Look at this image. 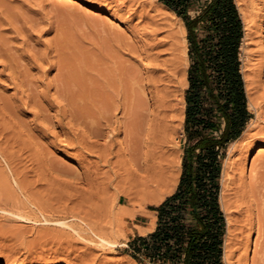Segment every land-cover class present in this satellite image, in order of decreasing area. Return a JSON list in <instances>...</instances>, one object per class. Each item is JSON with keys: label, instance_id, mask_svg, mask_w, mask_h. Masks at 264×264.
<instances>
[{"label": "rangeland", "instance_id": "rangeland-1", "mask_svg": "<svg viewBox=\"0 0 264 264\" xmlns=\"http://www.w3.org/2000/svg\"><path fill=\"white\" fill-rule=\"evenodd\" d=\"M240 2L244 7L249 4L250 0H240ZM236 4L238 8L237 1ZM100 6L102 4L94 0H0V172H2L0 185L6 189L5 192L0 187V194L3 195L0 196V201H2L0 202V264H75L77 262V264H152L141 255H136L138 259H134L131 255L132 249L128 248L127 243L136 236H144L154 230L157 217L156 211L152 208L175 190L179 180L183 153L185 109V100L183 102L182 98L184 99V92L187 87L184 78L188 67L183 60L185 59L183 49L185 50L186 29L179 35L178 42L180 43L177 44V51L171 49L168 44L164 45L165 47L162 45L165 49L163 51L161 46H159L161 49L155 46L157 38L148 37L141 26L134 23L136 20L130 22L131 20L125 16L122 17L121 12L114 11V8L112 10V8L107 7L99 8ZM246 7L244 9L250 17L252 15L251 8ZM251 18H249V24L252 27L249 25V31L250 28L252 30L248 31L251 35L248 33V36L243 38L241 45V71L243 74V69H246L245 72L252 91L251 95L255 98L254 101L259 104V102L262 103L260 93L264 89V57H259L261 54L258 52L264 49L262 48L264 47V32H261L262 30L258 26L252 25L254 22ZM256 23H259L258 20ZM172 59L175 62H180L177 63L178 68L172 69L173 67H170L171 62H173ZM121 73L124 75L127 73L130 77L134 73L137 74H135L136 76H140L141 78H139L142 79L140 84L143 89L145 88L144 92L147 99L151 96L150 91L153 85H156L155 82L157 81L154 78L157 74V77H162L159 82L160 87L161 85L163 87L166 81L168 84L169 75L173 77V80L170 77V82L172 81L170 87H175V96L172 100V110L175 109V111L172 113L177 115V118L175 119L174 116L175 120H173L177 131L174 136V149L172 147L168 150V157L171 158L168 169L172 173L168 171L166 177L169 179V175L173 174L171 178L174 179L175 185L166 193H162L166 191L164 184L167 180H164L158 181V193L153 190L154 192L147 193L149 196L146 195V197L135 196V199L131 195L132 198L119 199L120 197L117 196L119 194L118 187L120 189L125 184L123 174L125 175L126 155L124 152L119 156L113 154L110 159L111 165L105 164L103 159L97 156L98 153H101L100 146L104 143V136H97L98 138H96L92 133H88V128L86 129L90 125L87 124L88 118L96 116V107H94L95 103L91 98V90L94 93L95 87L102 83V78L107 77L105 75L109 74L111 77H116ZM109 75L108 77H110ZM258 76H262L261 79H258ZM68 91L70 92L68 93ZM79 93L82 94V97L78 95ZM26 95L29 98L34 97L28 98V100ZM71 97L78 100L76 106L84 109V112L80 109L79 113L77 112L78 108L73 107L70 102ZM247 109L251 116L240 135L242 137V142H239L241 145L238 142L235 145L234 141L228 144L222 160V171L228 160H232L229 170L233 167L229 172L228 179L226 178L227 184L225 182L226 187L222 200L219 193V202L225 215L226 225L227 218L232 219L231 231L229 232L231 234L229 235L226 229L224 236V264L227 260L230 264H244L242 259L244 255L245 257L247 255L246 264L258 262L261 264L259 261L262 255L261 247L259 245L255 247L256 234L252 233L247 251L241 249L239 240L241 233L238 227H240V220L245 218V212L237 210L243 199L238 197V200L236 197V190L240 182L236 179V169L242 162L243 180H250V173H254L252 169L258 168V165L261 164L260 160H262L261 155L264 154V139H258L257 136L253 135L255 131L264 127V119L257 117L255 109L248 104V98ZM44 110L49 113L43 115L46 114ZM71 111L75 113L74 116L77 115V124L76 117L70 116ZM117 116L119 117L120 114ZM253 121H257L256 126L248 129V125ZM57 123L60 127L56 125ZM60 123H63V126ZM28 130L30 131L28 132ZM68 131H70L69 138H73L70 139V142L66 134ZM17 133L21 134V137ZM50 133L53 135H49ZM83 133L85 134L83 135ZM123 136V132L116 134L113 152L116 149H123L126 145ZM12 137L13 139H11ZM21 139L25 140L21 141ZM83 140L84 142H81ZM27 141L30 143L28 144ZM143 143L142 145L145 147H141L146 149L147 143L144 140ZM82 145H85L86 148ZM170 151L172 152L170 153ZM132 163L133 161H128L126 164ZM120 168L121 170H119ZM107 171H110L107 176L111 177H105ZM113 172H117L116 175ZM112 173L115 177L117 176V179L112 176ZM82 175H87L93 183L91 185L87 183L88 180H84ZM106 178L112 181L111 184L114 185H110L106 191H101ZM20 182L21 186L19 185ZM116 183L119 185L117 186ZM127 184L123 188L127 187ZM91 191L96 192L91 195ZM152 197H158V201L151 202ZM123 210L125 213H122ZM127 210L130 213H128L129 211L126 212ZM22 211L26 212L25 217H20ZM153 219H155V224L152 228L138 235L137 232L140 227L137 224H141L143 227H151L150 222ZM93 223L102 224L108 228L119 241V245L112 247V249L94 248L95 260H92V254H88L89 251L85 248L87 245L95 246V244L77 236L79 231L77 224L86 229L88 224L92 226ZM227 234L230 238L228 237V245L225 250ZM243 251L246 254L243 255ZM225 252L227 257H225Z\"/></svg>", "mask_w": 264, "mask_h": 264}, {"label": "trees", "instance_id": "trees-1", "mask_svg": "<svg viewBox=\"0 0 264 264\" xmlns=\"http://www.w3.org/2000/svg\"><path fill=\"white\" fill-rule=\"evenodd\" d=\"M158 1L186 29L181 172L175 190L152 208L154 230L127 246L152 264H224L222 160L251 116L241 71L244 25L235 0Z\"/></svg>", "mask_w": 264, "mask_h": 264}, {"label": "bare ground", "instance_id": "bare-ground-1", "mask_svg": "<svg viewBox=\"0 0 264 264\" xmlns=\"http://www.w3.org/2000/svg\"><path fill=\"white\" fill-rule=\"evenodd\" d=\"M95 2L102 4V6H100L99 8H114V11L117 12H121L122 17L125 16L126 18H128L129 20H131L130 22H132V20H136V22H134L135 24H137V26H141L142 30H144V33L148 35V37L152 38V39H156V44L155 46L159 48V46L162 47V45H166L168 44V46L173 49L176 50L178 48V40H179V35L180 33H182V31H185V27L183 24V21L180 17L176 16V14L169 9L168 7H166L164 4L160 3L158 0H94ZM238 3V8L240 10L243 22H244V27H245V34H244V39L248 36V33L252 30L250 28L249 31V18H251V16H253L251 18L252 22H254L252 25L258 26L259 29H261V32H264V0H250L248 5H245L244 7H242L243 5H241L240 0H236ZM246 6H248L249 8H251L252 15L250 13V17H248V13H246L245 9L247 8ZM245 8V9H244ZM250 10V9H249ZM248 12V11H247ZM250 20V21H251ZM258 20L259 23H256V21ZM258 24V25H256ZM251 26V25H250ZM136 27V25H135ZM252 27V26H251ZM254 27V26H253ZM134 28V27H133ZM257 28V27H256ZM137 29V28H136ZM254 29V28H253ZM258 29V32H259ZM139 30V29H137ZM141 30V29H140ZM141 30V32H142ZM249 31V32H248ZM143 34V33H142ZM249 35H251V33H249ZM260 35V34H259ZM146 36V35H145ZM160 36V37H159ZM154 41V40H153ZM154 41V42H155ZM183 41V40H182ZM153 43V42H152ZM178 44V45H177ZM184 45H185V50L183 49L184 55H185V64L186 67L188 65V58H187V43H186V38L184 37ZM149 46V45H147ZM181 46V45H180ZM150 47V46H149ZM155 47V48H156ZM165 47V46H164ZM162 47V49L164 48ZM168 47V48H169ZM169 48V49H170ZM264 48V47H262ZM161 49V48H159ZM170 49V50H171ZM165 49H163L164 51ZM178 50V49H177ZM176 50V51H177ZM157 51V50H156ZM159 51V50H158ZM175 52V51H174ZM160 53V52H159ZM164 53V52H163ZM169 53V52H168ZM261 54V56L259 57H264V49H262L260 52H258ZM177 58L178 55L177 53H175ZM158 55V52H157ZM175 56V57H176ZM181 56V55H180ZM168 59V58H167ZM179 59V58H178ZM169 60V59H168ZM173 60V59H172ZM171 60V61H172ZM181 60V59H180ZM156 61V60H155ZM170 61V60H169ZM179 61L175 62V60H173V62H171V68L175 69L177 67V63ZM183 62V61H182ZM165 63V62H163ZM168 63V62H167ZM180 63V62H179ZM169 64V63H168ZM181 65V64H180ZM162 66V65H161ZM166 66V65H165ZM179 66V65H178ZM159 67V66H158ZM178 68V67H177ZM181 68V67H180ZM158 69V68H157ZM156 69V70H157ZM184 69V68H183ZM155 70V71H156ZM169 70V69H168ZM246 69H243V78L245 81V88H246V94H247V98H248V104L249 106H252L256 113H257V117L258 118H262L264 119V89H262L261 93H260V97L262 99V103L259 102V104H257V102H255V98L253 97V95H251L252 91L250 90V81L247 79V74L245 72ZM158 71V70H157ZM161 71V70H160ZM182 71V70H181ZM174 72V71H173ZM184 72V71H183ZM166 73V72H165ZM170 73V71H169ZM172 73V71H171ZM127 75V73H125ZM136 73L131 74L130 76H126L124 74H120V75H116V77H111L109 74L105 75L107 77H103L102 78V83H100L98 86L95 87V90L93 91L94 93H92L91 90V98L94 101V107H96V116L90 118H88V123L90 124L88 127H86V129L88 128V133H92L93 135H95L96 138H98L97 136H104V143L102 144V146H100V152L98 153L97 156L99 158H102L105 164L109 165L111 162V157L113 156V154L119 156L121 155V153L124 152L125 159H126V163H128V161H133L132 164H126L124 166V172L125 175L123 174L124 177V182L125 184H127V187L123 188L124 185L121 187L122 190L119 189V194L117 195L118 197H120L119 199H128V198H132L135 196H145L148 195L147 193L150 194V192H152L153 190H155V192L158 193V181L162 182L164 180H167L166 183H160V184H164L166 191L161 192L162 193H166L167 191H169L174 185H175V181L174 179L171 178L170 174V169H168V166L170 164V160L171 158H169V153L168 150L172 149V147L175 145L174 143V136L176 134L177 128H176V124L174 125L173 120H175L177 117V115H173L172 111V100L173 97L175 96V87H170V77L172 76H168L167 80H168V84L167 81L165 84H163L164 86L160 87L159 82L162 80V77H157L155 76L154 80H156L157 82L156 85H153L152 90L150 91L151 96L149 99L146 98L145 96V88H142V85L140 84L142 79H140L138 76L135 75ZM164 74V72H163ZM184 74V73H183ZM260 74V73H259ZM108 75L110 77H108ZM113 76V75H112ZM260 77L262 76H258V79H261ZM182 78V77H181ZM141 80V81H140ZM173 80V77H172ZM249 83H248V81ZM153 81V80H152ZM184 82L185 85H187V79L186 76L184 78ZM179 83V81H178ZM172 84V83H171ZM175 84V83H174ZM151 85V84H150ZM177 85V84H176ZM62 86V85H60ZM174 86V85H173ZM63 87V86H62ZM77 88V87H76ZM94 88V87H93ZM59 89V88H58ZM79 89V88H77ZM36 90V89H35ZM82 90V89H80ZM79 90V91H80ZM49 91V90H48ZM56 91V90H55ZM58 92V91H56ZM70 91H68L69 93ZM74 93V91H72ZM71 92V93H72ZM86 92V91H84ZM177 92V90H176ZM72 93V94H73ZM77 93V92H76ZM83 94V92H81ZM63 94V93H62ZM82 94H78L80 97H82ZM53 95V94H52ZM77 95V96H78ZM87 95V94H86ZM177 95V94H176ZM27 96V95H26ZM30 96V95H29ZM34 97V96H31ZM30 97V98H31ZM45 97V96H44ZM59 97V96H58ZM61 97V96H60ZM79 97V98H80ZM85 97V96H84ZM178 97V96H177ZM181 97V96H180ZM29 97L27 96V99ZM29 98V99H30ZM182 98V97H181ZM28 99V100H29ZM43 99V98H42ZM71 103L73 105V107L78 108L76 105L78 103H76L78 100L76 98L71 97ZM82 99V98H81ZM86 99V98H83ZM90 99V98H89ZM37 100V98H36ZM35 100V101H36ZM41 100V99H40ZM55 100V98H54ZM62 100V99H61ZM67 100V99H66ZM69 100V99H68ZM67 100V101H68ZM91 100V101H92ZM178 100V98H177ZM183 102L184 99L182 98ZM26 101V100H25ZM34 101V100H33ZM86 101V100H85ZM30 102V101H29ZM40 102V101H39ZM54 102V101H53ZM57 102V101H56ZM182 102V101H181ZM26 103V102H25ZM48 103V102H47ZM66 103V102H65ZM68 103V102H67ZM177 103V102H176ZM38 104V103H37ZM43 104V103H42ZM61 104V103H60ZM35 105V104H34ZM71 105V104H70ZM71 105V106H72ZM42 106V105H41ZM44 106V105H43ZM54 106V105H53ZM68 106V105H67ZM80 106V105H78ZM174 106V105H173ZM13 107V106H12ZM176 107V106H175ZM53 108V107H52ZM59 108V107H58ZM72 108V107H71ZM178 109V107H176ZM8 109H10L8 107ZM13 109V108H12ZM11 109V112H12ZM61 109V108H60ZM59 109V110H60ZM78 108L77 112L79 113L80 109ZM87 109V108H86ZM7 110V109H6ZM67 110V109H66ZM73 110V109H72ZM75 110V111H76ZM84 110V109H83ZM82 110V111H83ZM9 111V110H8ZM41 111V110H40ZM48 111V110H47ZM63 111V109H62ZM92 111V110H91ZM90 111V112H91ZM5 112V111H4ZM44 112H46L44 110ZM42 112V113H44ZM60 112V111H59ZM64 112V111H63ZM72 112V111H71ZM76 112V113H77ZM84 112V111H83ZM82 114H85L83 113ZM44 113L43 115H47ZM93 113V112H92ZM41 114V113H40ZM57 114V113H56ZM62 114V113H61ZM65 114V112H64ZM74 112L71 113L70 116H74ZM117 114L120 116L118 117ZM67 115V114H66ZM10 116V115H9ZM63 116V114L61 115ZM77 116V115H76ZM74 116V117H76ZM80 116V115H78ZM175 116V119H174ZM43 117V116H42ZM45 117V116H44ZM47 117V116H46ZM65 117V116H64ZM69 117V116H68ZM73 117V118H74ZM47 119V118H46ZM72 119V118H71ZM78 118H75V121ZM83 119V118H82ZM257 119V118H256ZM260 119V120H262ZM14 120V119H13ZM70 120V119H69ZM68 120V121H69ZM74 120V119H73ZM80 120V119H79ZM259 120V121H260ZM8 121V120H7ZM71 121V120H70ZM86 121V120H85ZM43 122V121H42ZM62 122V119H61ZM73 122V121H72ZM82 122H84L82 120ZM261 122V121H260ZM13 123V122H12ZM17 123V122H16ZM51 123V122H50ZM80 123V122H79ZM86 123V122H85ZM41 124V123H40ZM44 124V123H43ZM63 124V123H62ZM60 123V125H62ZM69 124V122H68ZM71 124V123H70ZM74 124V123H73ZM77 124V121H76ZM255 124H257V121H253V123H250L248 125V129L252 128ZM259 124V123H258ZM2 125V124H1ZM14 125V124H13ZM56 125L59 126V124L57 123ZM67 125V124H66ZM86 125V124H85ZM10 126V125H9ZM12 126V125H11ZM10 126V127H11ZM63 126V125H62ZM87 126V125H86ZM256 126V125H255ZM14 127V126H13ZM17 127V126H16ZM37 127V126H36ZM44 127V126H43ZM60 127V126H59ZM68 127V126H67ZM75 127V126H74ZM85 127V126H84ZM1 128V127H0ZM82 128V127H81ZM254 128V127H253ZM8 129V128H7ZM18 129V128H17ZM60 129V128H59ZM247 129V130H248ZM259 129V128H258ZM21 130V129H20ZM42 130V129H41ZM65 130V128H64ZM73 130V129H72ZM10 131V129H9ZM30 130H28L29 132ZM60 131V130H59ZM66 131V130H65ZM87 131V130H86ZM85 131V132H86ZM27 132V131H26ZM70 131H68V133H66L67 135L69 134ZM74 132V131H73ZM123 132L124 136H123V140L126 142V145L124 146L123 149H116V151L113 152V148L115 145V136L116 134ZM15 133V132H14ZM20 133V131H19ZM17 133V134H19ZM60 133V132H59ZM63 133V132H61ZM72 133V132H71ZM87 133V132H86ZM6 134V133H5ZM12 134V133H10ZM30 134V133H28ZM55 134V133H54ZM65 134V133H63ZM65 134V135H66ZM82 134V133H81ZM85 133H83L84 135ZM2 135V134H1ZM14 135V134H13ZM21 134H19L20 136ZM31 135V134H30ZM51 135V133L49 134ZM53 135V134H52ZM51 135V136H52ZM57 135V134H56ZM82 135V137H83ZM90 135V134H89ZM88 135V136H89ZM255 136H257L258 139H264V127H261L259 130L255 131L254 134ZM16 136V135H14ZM24 136V135H23ZM36 136V135H35ZM87 136V137H88ZM252 136V135H251ZM3 137V136H2ZM11 137V136H10ZM21 137V136H20ZM32 137L33 134H32ZM38 137V136H37ZM46 137V136H45ZM66 137V136H65ZM68 140L70 142L69 135L67 136ZM74 137V136H73ZM86 137V136H85ZM5 138V137H4ZM8 138V137H7ZM6 138V139H7ZM23 138V137H22ZM27 138V137H26ZM55 138V137H54ZM58 138V137H56ZM103 138V137H102ZM241 136H239L236 140H234V144L236 145V142H238V144H240L239 142L241 141ZM13 139V137L11 138ZM17 139V138H16ZM15 139V140H16ZM34 139V138H33ZM60 139V138H59ZM57 139V141L63 140V139ZM66 139V138H65ZM73 139V138H72ZM75 139V138H74ZM92 139V138H91ZM23 139H21L22 141ZM25 140V139H24ZM23 140V141H24ZM30 140V139H29ZM38 140V139H37ZM67 140V143H68ZM86 140V139H85ZM89 140V139H88ZM98 140V139H97ZM143 140L147 143L146 145V149L142 148L145 147V145L143 146ZM176 140V138H175ZM7 141V140H6ZM244 141V140H243ZM11 142V141H10ZM13 142V141H12ZM18 142V140H17ZM16 142V143H17ZM65 142V141H64ZM81 142H84L81 141ZM80 142V143H81ZM93 142V141H92ZM95 142V141H94ZM3 143V142H2ZM15 143V142H14ZM22 143V142H20ZM28 143V141H27ZM30 143V141H29ZM28 143V144H29ZM74 143V142H73ZM85 143H87V141H85ZM84 143V144H85ZM11 144V143H10ZM83 144V143H82ZM141 144V145H140ZM144 144V143H143ZM95 145V144H94ZM93 145V146H94ZM100 145V144H99ZM234 145V146H235ZM241 145V144H240ZM7 146V145H6ZM10 146V145H9ZM8 146V147H9ZM80 146V145H79ZM84 148L85 145H82ZM97 146V145H96ZM142 146V147H141ZM239 146V145H238ZM245 146V145H244ZM18 147V146H17ZM98 147V146H97ZM119 147V146H118ZM5 148V147H4ZM21 148V147H19ZM25 148V147H24ZM29 148V147H28ZM77 148V147H76ZM237 148V147H236ZM242 148V147H241ZM93 149V148H92ZM142 149V150H141ZM143 149H145L143 151ZM174 149V147H173ZM2 150V148H1ZM17 149H15L16 151ZM23 150V149H22ZM25 150V149H24ZM29 150V149H28ZM86 150V149H85ZM88 150V149H87ZM3 151V150H2ZM27 151V150H26ZM91 151V150H90ZM99 151V150H98ZM142 151V152H141ZM173 151V150H172ZM170 151V153L172 152ZM17 152V151H16ZM15 152V153H16ZM92 152V151H91ZM2 153V152H1ZM7 153V152H6ZM5 154V153H4ZM91 154V153H90ZM2 155V154H1ZM6 155V154H5ZM12 155V154H10ZM96 155V154H95ZM4 157V155H2ZM18 156V154H17ZM116 156V157H117ZM10 158L12 156H9ZM18 158V157H17ZM120 158V157H119ZM6 159V157H5ZM8 159V157H7ZM124 159V158H122ZM261 164H257L258 168H253L252 171L254 172L253 174L250 173V180H243V176H244V171H243V167L242 162H240L238 169H236V175L237 178L240 182H239V186L238 189L236 190V194H237V199L239 197V199H243L242 203H238L239 206L237 208L238 211L243 210L245 212V218L243 219H239L241 221L240 223V227H238L240 230L239 233L241 239L240 240V246L241 249H244V251H247L248 247H249V241L250 238L252 236V233L256 234V238H255V247H257L258 245L261 247V252L262 255L259 258L261 264H264V154L261 155ZM121 160V159H120ZM8 161V160H7ZM6 161V162H7ZM12 161V160H11ZM123 161V160H122ZM13 162V161H12ZM11 162V164H12ZM113 163V162H112ZM118 163V161H117ZM121 163V161H120ZM17 164V163H15ZM230 164L232 165V160H228L225 164H224V168L222 171V186H221V192H220V198L221 200L224 197V188L226 187V180L229 177V172L230 170L233 168H231L229 170ZM111 165V164H110ZM16 166V165H15ZM121 166V165H120ZM119 166V167H120ZM97 167V166H95ZM112 167V166H111ZM115 167V166H114ZM173 167V166H172ZM171 167V168H172ZM11 168V167H10ZM16 168V167H15ZM18 168V167H17ZM99 168V167H98ZM170 168V167H169ZM85 169V168H84ZM95 169V168H94ZM93 169V171H94ZM107 169V168H106ZM112 170V168H110ZM116 169V168H115ZM13 170V169H12ZM17 170V169H16ZM86 170V169H85ZM98 170V169H97ZM121 170V168L119 169ZM238 170V171H237ZM15 171V170H14ZM18 171V170H17ZM22 171V170H21ZM100 171V170H98ZM104 171V170H103ZM114 171V170H113ZM169 172V176L170 178L167 179V173ZM82 172V171H81ZM87 172V171H86ZM89 172V171H88ZM101 172V171H100ZM110 172V171H109ZM108 171L105 172V177L107 176V173H109ZM119 172V171H118ZM2 172H0L1 174ZM15 173V172H14ZM104 173V172H102ZM114 173V172H113ZM112 176H114V174L116 175V173L113 174ZM172 173V172H171ZM82 174V173H81ZM84 174V173H83ZM7 175V174H6ZM17 175V174H15ZM22 175V173H21ZM91 175V174H90ZM89 175V176H90ZM104 175V174H103ZM2 176V175H1ZM83 176V175H82ZM120 176V175H119ZM122 176V175H121ZM4 177V176H3ZM2 177V178H3ZM16 177V176H14ZM24 177V176H23ZM94 177V176H93ZM96 177V176H95ZM107 177H111V176H107ZM175 177V176H174ZM80 178V176H79ZM114 178L117 179V176ZM227 178V179H226ZM16 179V178H15ZM21 179V177H20ZM84 180H88L87 183H90V185L93 183L92 179L89 178L87 175L83 176ZM22 180V179H21ZM95 180V179H94ZM24 181V180H23ZM96 181V180H95ZM2 182V181H1ZM17 182V181H16ZM86 182V181H85ZM97 182V181H96ZM226 182V184H225ZM4 183V182H3ZM95 183V182H94ZM104 186L102 187L101 191H106V189L110 186V185H114L111 184L113 183L112 181L108 180L106 178V181H104ZM118 183V182H117ZM116 183V185H117ZM2 184V183H1ZM18 184V182H17ZM23 184V183H22ZM123 184V183H122ZM5 185V184H4ZM8 185V184H7ZM21 186V182L19 184ZM26 185V183H25ZM95 185V184H93ZM97 185V184H96ZM100 185V182H99ZM119 185V184H118ZM117 185V186H118ZM121 185V184H120ZM3 186V184H2ZM29 186V185H28ZM126 186V185H125ZM1 187V185H0ZM8 187V186H7ZM26 187V186H25ZM24 187V188H25ZM163 187V186H162ZM2 188V187H1ZM21 188V187H20ZM23 188V190H24ZM28 188V187H27ZM4 189V191L6 192L5 188H2V190ZM31 189V188H30ZM99 189V188H98ZM163 189V188H162ZM10 190V189H9ZM13 190V189H12ZM28 190V189H27ZM93 190V189H92ZM115 190V189H114ZM117 190V189H116ZM1 191V190H0ZM21 191V190H20ZM10 192V191H9ZM23 192V191H22ZM28 192V191H26ZM96 191H91V195L94 194ZM99 192V191H98ZM116 192V191H115ZM154 192V191H153ZM25 193V192H23ZM101 193V192H100ZM118 193V191H117ZM152 194V193H151ZM96 195V194H95ZM132 195V196H131ZM1 196V194H0ZM3 196V195H2ZM1 196V197H2ZM8 196V195H7ZM149 196V195H148ZM152 196V195H151ZM29 197V196H28ZM163 196L161 195V198ZM10 198V197H9ZM150 198V197H149ZM2 199V198H1ZM8 199V198H7ZM136 199V197H135ZM148 199V198H147ZM152 199V200H151ZM149 200H151V202H157L158 201V197L155 198H151ZM238 199V200H239ZM245 199V200H244ZM4 200V199H3ZM142 200V199H141ZM240 200V201H241ZM11 201V199H10ZM143 201V200H142ZM2 202V201H0ZM5 203V202H3ZM13 203V202H12ZM237 203V201H236ZM1 204V203H0ZM15 205V204H14ZM26 205V204H24ZM243 205V206H242ZM17 206V205H15ZM19 206V205H18ZM27 206V205H26ZM29 207V206H28ZM143 207V206H142ZM24 208H27L24 206ZM19 209H21L19 207ZM141 209V208H140ZM28 210V209H27ZM126 210V209H125ZM20 211V210H19ZM26 211V210H25ZM33 211V210H32ZM124 211V210H123ZM129 210H127L126 212H128ZM237 211V212H238ZM21 212V211H20ZM19 212V213H20ZM30 213V211H28ZM35 212V211H34ZM122 213H125L122 212ZM130 213V211L128 212ZM243 213V212H242ZM26 212L22 211V213H20V217H25ZM123 215V214H122ZM27 216L29 217V215L27 214ZM26 216V217H27ZM130 216V215H129ZM27 217V218H28ZM131 217H133L131 215ZM26 218V219H27ZM232 220V219H231ZM231 220L228 217L227 218V233L230 235L231 233H229L231 230ZM243 220V221H242ZM239 221V222H240ZM233 222V221H232ZM94 224V223H93ZM100 224V223H99ZM155 224V219H153L150 222L151 227H141L139 229V233H143L146 232L147 230H150L152 228V226ZM81 225V224H80ZM102 224L98 225V224H94V225H89L88 224V228L84 229L83 226L80 227L79 224H77V226L79 227V231L77 232V236H79L81 239L87 240L90 243H94L95 246H89L87 245V248L89 253L88 254H92V260H95V254H93V251H95L94 248L98 249H112V247L119 245V241L117 240V238H115L111 232L108 230V228H106L105 226H101ZM232 228H234L232 226ZM76 228H74L75 230ZM78 229V228H77ZM237 230V229H236ZM76 231V230H75ZM227 234L226 239H225V245L224 248L225 250L227 249V245H228V239L230 238L229 235ZM238 234V233H237ZM77 237V238H79ZM229 237V238H228ZM76 238V239H77ZM98 247V248H97ZM94 249V250H93ZM105 249V250H106ZM256 250V249H255ZM87 251V250H84ZM109 251V250H108ZM243 251V252H244ZM257 252V251H256ZM259 253V252H258ZM84 254V253H83ZM87 254V253H86ZM246 254L245 252L243 253V255ZM241 255V256H243ZM88 256V255H87ZM86 256V258H87ZM85 257V256H84ZM91 257V255H90ZM225 257H227V253L225 252ZM247 257V255H246ZM246 257L244 255L243 259V263H245L246 261ZM89 258V256H88ZM98 258V257H97ZM256 258V257H255ZM91 260V258H89ZM227 259V258H226ZM86 260V259H85ZM229 261L227 260L226 264H230L228 263ZM78 263V262H77ZM75 263V264H77ZM259 263V262H258ZM256 263V264H258ZM81 264V263H79ZM241 264V263H239ZM260 264V263H259Z\"/></svg>", "mask_w": 264, "mask_h": 264}, {"label": "crops", "instance_id": "crops-1", "mask_svg": "<svg viewBox=\"0 0 264 264\" xmlns=\"http://www.w3.org/2000/svg\"><path fill=\"white\" fill-rule=\"evenodd\" d=\"M137 226H139L140 228L143 227V225H141V224H137ZM137 234H138V235H141V234L139 233V230H138Z\"/></svg>", "mask_w": 264, "mask_h": 264}]
</instances>
